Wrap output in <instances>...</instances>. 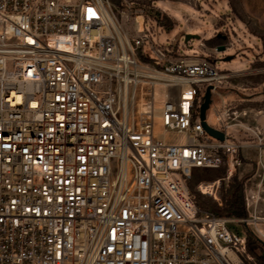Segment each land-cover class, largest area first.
Listing matches in <instances>:
<instances>
[{
	"label": "built area",
	"instance_id": "1",
	"mask_svg": "<svg viewBox=\"0 0 264 264\" xmlns=\"http://www.w3.org/2000/svg\"><path fill=\"white\" fill-rule=\"evenodd\" d=\"M114 1L0 0V264H259L264 110L225 107L207 58L146 54L144 11ZM242 164L245 217L201 210L193 170Z\"/></svg>",
	"mask_w": 264,
	"mask_h": 264
},
{
	"label": "rangeland",
	"instance_id": "2",
	"mask_svg": "<svg viewBox=\"0 0 264 264\" xmlns=\"http://www.w3.org/2000/svg\"><path fill=\"white\" fill-rule=\"evenodd\" d=\"M114 3L122 6L126 3L130 8L144 11L147 19L144 29L150 39L144 46L146 54L149 55V46L152 45L176 57L207 58L217 72L229 75L219 87L225 107L264 110V0H119ZM160 9L164 13H160ZM160 14L161 21L157 24L155 18ZM186 35L190 37L185 40ZM221 46L224 50L218 51ZM227 57L230 60H224ZM213 100L214 104L206 111L205 123L218 130L220 125L214 108L218 113L224 108L218 97ZM227 137L228 142H247L236 126L227 129ZM242 153L256 160L255 150H243ZM250 171L249 166L242 164L226 180L224 166L193 170L188 189L201 210L226 217V212L221 210L223 196L235 180L243 185ZM217 180L220 183L215 196L220 205L212 195L204 194L200 189ZM228 227L243 236L248 234L243 224L230 222ZM248 229L254 230L250 224ZM260 229L264 233V227ZM258 245L262 248L261 244ZM247 251L258 255V251L250 248ZM256 259L260 264L264 256Z\"/></svg>",
	"mask_w": 264,
	"mask_h": 264
},
{
	"label": "trees",
	"instance_id": "3",
	"mask_svg": "<svg viewBox=\"0 0 264 264\" xmlns=\"http://www.w3.org/2000/svg\"><path fill=\"white\" fill-rule=\"evenodd\" d=\"M221 210L226 212L225 216L227 218L242 219L245 217V210L243 206V185L240 181L235 180L229 186L228 191L223 196V206ZM257 246L260 252L258 258L261 259L264 256V246H262V248L258 244ZM261 263L262 260L260 264Z\"/></svg>",
	"mask_w": 264,
	"mask_h": 264
},
{
	"label": "water",
	"instance_id": "4",
	"mask_svg": "<svg viewBox=\"0 0 264 264\" xmlns=\"http://www.w3.org/2000/svg\"><path fill=\"white\" fill-rule=\"evenodd\" d=\"M190 37V35H186L185 36V40ZM218 51H223L224 47H218L217 48ZM224 60H230V57L225 58ZM210 87L206 88L204 96H203V102L200 105L199 108V120L201 122V125L204 129V131L212 138H215L219 141L223 140V133L219 132L218 130L212 129L210 127L207 126V124L205 123V113L209 108V104H210ZM260 244L262 246H264V243L260 242Z\"/></svg>",
	"mask_w": 264,
	"mask_h": 264
},
{
	"label": "bare ground",
	"instance_id": "5",
	"mask_svg": "<svg viewBox=\"0 0 264 264\" xmlns=\"http://www.w3.org/2000/svg\"><path fill=\"white\" fill-rule=\"evenodd\" d=\"M138 20H139V22H141V18H138ZM211 187H212V185L208 184V185H204V186L200 187V189L204 194H208V193L213 194V191L210 192Z\"/></svg>",
	"mask_w": 264,
	"mask_h": 264
}]
</instances>
